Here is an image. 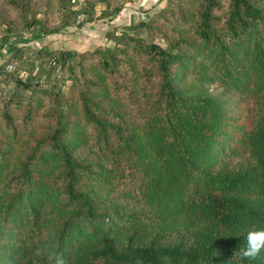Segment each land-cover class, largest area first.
I'll list each match as a JSON object with an SVG mask.
<instances>
[{
	"label": "trees",
	"instance_id": "1",
	"mask_svg": "<svg viewBox=\"0 0 264 264\" xmlns=\"http://www.w3.org/2000/svg\"><path fill=\"white\" fill-rule=\"evenodd\" d=\"M219 5L198 0L195 39L168 37L173 50L131 36L98 50L139 124L91 95L95 82L74 54V113L92 153L72 151L81 135L68 103L52 100L37 135L29 109L16 122L3 105L0 264H54V255L65 264H264V254L235 256L250 228H264V0H227L221 27ZM137 52L144 59L131 67ZM15 144L24 150L13 158ZM95 179L122 195L99 193ZM125 194L141 209L116 204Z\"/></svg>",
	"mask_w": 264,
	"mask_h": 264
},
{
	"label": "rangeland",
	"instance_id": "2",
	"mask_svg": "<svg viewBox=\"0 0 264 264\" xmlns=\"http://www.w3.org/2000/svg\"><path fill=\"white\" fill-rule=\"evenodd\" d=\"M197 1L0 0V109L5 104L16 122H20L29 109L32 127L36 125L31 132L37 135L40 132L37 125L48 122L45 114L52 100L62 101L64 108L68 103L69 118L75 120L74 130L81 135L76 143L71 142L72 151L92 153L90 130L74 113L78 110L74 97L76 85L71 79L76 68L74 54L82 53L83 74L95 82L90 87L91 95L99 97L103 106L120 109L128 120L139 124V113L123 96L114 94L106 74L97 65L98 50L108 44L126 46L130 44L129 36L158 43L167 49H170L165 43L168 37L195 39L193 8ZM219 3L215 10L219 17L216 25L221 27L227 0H219ZM176 5L184 11L179 12ZM48 29L56 31L41 33ZM61 49H71V55L60 58L56 50ZM143 59L144 54L140 52L131 59L127 55L131 67H136ZM138 84L132 82L136 88ZM209 89L220 91L214 84H210ZM8 134L0 125V136L9 138ZM28 136L27 131L21 132L19 143L25 142ZM23 150L15 144L13 158L21 156ZM92 184L103 195H122L111 180L109 185L97 179ZM116 204L125 209H141L139 201L127 194Z\"/></svg>",
	"mask_w": 264,
	"mask_h": 264
},
{
	"label": "clouds",
	"instance_id": "3",
	"mask_svg": "<svg viewBox=\"0 0 264 264\" xmlns=\"http://www.w3.org/2000/svg\"><path fill=\"white\" fill-rule=\"evenodd\" d=\"M244 240L243 247L235 252L236 257L255 260L264 254V228H250L246 232ZM50 259L54 260V264H65L62 256L54 255Z\"/></svg>",
	"mask_w": 264,
	"mask_h": 264
}]
</instances>
